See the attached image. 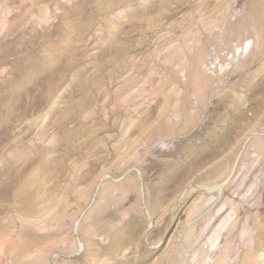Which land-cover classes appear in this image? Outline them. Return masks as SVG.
<instances>
[{"label":"rangeland","instance_id":"1","mask_svg":"<svg viewBox=\"0 0 264 264\" xmlns=\"http://www.w3.org/2000/svg\"><path fill=\"white\" fill-rule=\"evenodd\" d=\"M0 264H264V0H0Z\"/></svg>","mask_w":264,"mask_h":264}]
</instances>
